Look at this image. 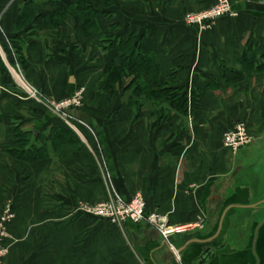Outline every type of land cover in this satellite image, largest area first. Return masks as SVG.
<instances>
[{
  "label": "crops",
  "instance_id": "crops-1",
  "mask_svg": "<svg viewBox=\"0 0 264 264\" xmlns=\"http://www.w3.org/2000/svg\"><path fill=\"white\" fill-rule=\"evenodd\" d=\"M80 1L0 0V214L8 202L16 210L3 264H264L263 207L232 209L217 239L186 246L213 238L227 207L264 199L262 177L228 180L249 146L232 158L223 144L239 121L254 141L264 136V77L239 73L246 53H264V0H230L238 15L207 30L189 27L185 16L216 0H90L100 13L96 35L71 22L48 25L57 10ZM110 34L133 38L153 56L161 84L189 99L197 91L200 103L188 118L173 112L155 124L150 107L135 116L130 93H102L106 71L122 66V54L104 43ZM14 43L24 75L48 100L88 86L86 106L71 115L74 126L25 97L9 70L18 63ZM19 127L38 131L34 141L69 127L84 149L63 160L52 153L16 159L8 151L18 147ZM114 190L124 200L141 194L148 213H161L171 226L204 220L206 228L173 237L169 246L149 223L111 225L76 212L79 202L108 200Z\"/></svg>",
  "mask_w": 264,
  "mask_h": 264
},
{
  "label": "trees",
  "instance_id": "trees-1",
  "mask_svg": "<svg viewBox=\"0 0 264 264\" xmlns=\"http://www.w3.org/2000/svg\"><path fill=\"white\" fill-rule=\"evenodd\" d=\"M97 1L98 5L104 2V0ZM106 2L112 3L111 0ZM99 15V11L90 0H81L60 8L47 18V22L50 27L58 28L64 26L67 20H73L89 37L91 33L98 32ZM104 43L107 44L108 49L122 54V66L113 65L106 71L101 89L105 92H114L125 76H134L135 79L127 90L130 93L128 104L135 114L142 108L150 107L156 111L154 123L158 124L159 121L168 119L173 112L188 118L191 111L199 106L200 96L196 90H192L189 99L187 92L160 83V70L154 57L144 55L140 44L133 38L124 41L110 34L104 37ZM14 49L19 64L24 68V58L20 53L19 44L16 43ZM242 61L243 69L239 73L258 78L264 77V53L251 51L245 54ZM146 78L148 81L145 80ZM196 81L194 80V83ZM138 99L141 101H137ZM14 136L18 141V147L8 152L12 157L25 162H36L49 157L50 153L57 156L59 154L60 157L69 155L79 157L84 149L83 142L69 128L64 127H55L43 137H38L36 141L33 132H24L21 127L14 131Z\"/></svg>",
  "mask_w": 264,
  "mask_h": 264
},
{
  "label": "built area",
  "instance_id": "built-area-1",
  "mask_svg": "<svg viewBox=\"0 0 264 264\" xmlns=\"http://www.w3.org/2000/svg\"><path fill=\"white\" fill-rule=\"evenodd\" d=\"M237 15L230 0H216L215 3L205 11L197 14H188L184 21L189 27L207 30L219 19L223 17H236ZM27 91L31 97H35V94L31 90L28 89ZM74 102L73 100H65L53 108L52 111L55 115L64 119L66 123L69 124L67 118L63 116L65 115L63 111L73 106ZM253 141L254 138L249 134L245 124L238 126L237 130L224 132L223 135L224 148L232 158L237 157L240 151L253 143ZM79 209L93 217H104L112 224L118 226H122L128 221L135 224L143 222L149 223L160 232L168 245L173 237H182L191 233H196L205 227L204 220L187 225H169L167 217L160 214L157 215L156 213L148 214L147 203L140 194L135 195L130 200H124L118 196L115 200L111 199L108 200L106 204H101V208L98 210L88 206L78 207V210ZM14 220L15 214L12 205L9 204L0 215V264H2L3 260L9 255V248L6 246V241L10 237L8 231L9 226Z\"/></svg>",
  "mask_w": 264,
  "mask_h": 264
},
{
  "label": "rangeland",
  "instance_id": "rangeland-1",
  "mask_svg": "<svg viewBox=\"0 0 264 264\" xmlns=\"http://www.w3.org/2000/svg\"><path fill=\"white\" fill-rule=\"evenodd\" d=\"M207 10V9H205ZM205 10H202V11H198V12H192V13H188V14H197L199 12H203ZM186 14V16L188 15ZM185 16V17H186ZM73 23L77 26V28H79V26L77 25L76 22H74L73 20H67L66 21V24L67 23ZM96 35V33H91L90 34V37L91 36H94ZM7 59V58H6ZM17 59V58H16ZM9 64V70L12 72L13 76L15 77L16 81L19 83V86L21 87L22 91L25 93V97L28 99V101L34 103V105H43V104H47V106L49 107L50 111L53 113V108H55L56 106H58L61 102L65 101V100H73L75 101L73 103V106H71L69 109H67L66 111H63L65 113L64 118H67V121L72 125L74 126L73 122L71 121V115L73 112H79L80 110H82L85 106H86V100H87V94H88V86L87 85H82L80 87H78L70 96H68L67 98L65 99H62V100H59V101H56V100H48L46 97H44L42 91L40 90V88L34 84V83H31L27 78L26 76L24 75V68L19 64V62L17 63V65H13L11 62L8 63ZM132 78H135L134 76L133 77H130V76H125L120 84V86L118 88L115 89L114 92H110V91H103V89H101L102 93L104 95H107V96H110L112 98H117L119 97V95L122 93V92H128V88L130 87L131 84H127V82L129 80H131ZM134 81V80H133ZM31 90L34 94H35V97H31V95L29 94V92L27 90ZM131 108V107H130ZM140 109V108H139ZM132 110V108H131ZM133 111V110H132ZM134 113V111H133ZM54 114V113H53ZM135 114V113H134ZM55 115V114H54ZM57 116V115H56ZM136 116V114H135ZM58 117V116H57ZM60 118V117H58ZM62 119V118H61ZM64 122L65 120L62 119ZM242 124H245V126L247 127V130L249 132V129H248V126L246 123H244L243 121H239L237 122L233 128H231L230 130H227L226 132L228 131H231V130H237L238 126L242 125ZM69 128V127H68ZM70 129V128H69ZM71 130V129H70ZM72 131V130H71ZM249 134L251 135V133L249 132ZM252 136V135H251ZM254 138V137H253ZM72 155H69V156H64V157H60L59 154L58 156L57 155H54V157L58 160H63L65 158H68V157H71ZM232 159V158H231ZM114 192L112 194V196L108 199V200H115L119 195L117 194L116 190L112 191ZM138 195V194H137ZM141 195V194H140ZM108 200H103V201H97L95 203H88V202H85V201H81L78 203V207H81V206H88V207H93L94 209H100L101 208V204H106ZM147 203V202H146ZM12 205V208H13V211H14V214H15V219H16V210H15V206L13 204V202H8L3 210L6 208L7 205ZM78 207H77V210L76 212H80V213H84L82 212L80 209L78 210ZM2 210V211H3ZM2 213V212H1ZM153 213H156L157 215L160 214L162 215L161 213H158V212H153ZM85 215H89L87 213H84ZM148 214H151V213H148ZM1 215V214H0ZM91 216V215H89ZM164 216V215H163ZM93 217V216H92ZM98 220H101V221H104L106 223H109L111 225H114L112 224L109 220H107L106 218H97V217H94ZM15 221V220H14ZM13 221V222H14ZM9 231V229H8ZM10 238V237H9ZM8 247V246H7ZM9 253H10V250H9ZM7 258V257H6ZM5 258V259H6ZM5 259L3 260L2 264L4 263Z\"/></svg>",
  "mask_w": 264,
  "mask_h": 264
},
{
  "label": "water",
  "instance_id": "water-1",
  "mask_svg": "<svg viewBox=\"0 0 264 264\" xmlns=\"http://www.w3.org/2000/svg\"><path fill=\"white\" fill-rule=\"evenodd\" d=\"M38 131H34L35 137L38 135ZM244 153L243 157H240L239 161L236 164V167L233 171V174L231 177L228 179L229 181H234V180H240L243 178H252L255 183L257 182L258 178L262 177L264 179V136L250 145ZM253 182V181H252ZM254 183V182H253ZM263 184V183H262ZM264 208V199L252 204V205H232L227 207L223 214H221V219L219 221V228L217 234L213 237L210 238L209 240H198V239H193L190 240L186 246H189L192 243H209L217 239L222 232L223 224L225 222V219L227 217V214L232 210V209H252V210H257L259 208ZM264 226V218L263 220L258 224V230ZM206 228V224L204 229ZM199 232V231H198ZM197 233V232H196ZM167 243V242H166ZM181 251L175 252V254H180Z\"/></svg>",
  "mask_w": 264,
  "mask_h": 264
}]
</instances>
